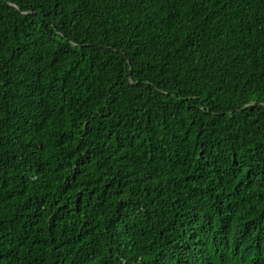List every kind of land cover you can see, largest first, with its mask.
Masks as SVG:
<instances>
[{"label":"trees","instance_id":"obj_1","mask_svg":"<svg viewBox=\"0 0 264 264\" xmlns=\"http://www.w3.org/2000/svg\"><path fill=\"white\" fill-rule=\"evenodd\" d=\"M0 264H264V0H0Z\"/></svg>","mask_w":264,"mask_h":264}]
</instances>
